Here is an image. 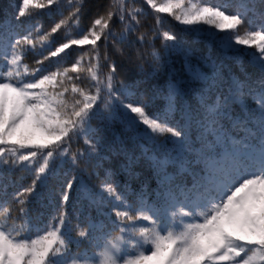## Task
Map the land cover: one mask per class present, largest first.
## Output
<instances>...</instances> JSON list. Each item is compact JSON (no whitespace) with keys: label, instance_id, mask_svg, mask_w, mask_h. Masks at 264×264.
Listing matches in <instances>:
<instances>
[{"label":"snow or ice","instance_id":"snow-or-ice-1","mask_svg":"<svg viewBox=\"0 0 264 264\" xmlns=\"http://www.w3.org/2000/svg\"><path fill=\"white\" fill-rule=\"evenodd\" d=\"M65 0H22L17 7L16 19L30 17L32 10L53 5L59 6ZM72 6L68 17L62 18L49 32L34 36L30 28L13 36L10 29H0V59L5 61V70H0V166L7 165L10 173L17 167L33 174L31 183L12 194L18 214L3 198L6 187L0 185V264H264V75L253 80L243 67V55L251 56L250 63L264 73V22L254 30L240 34L249 12L256 15L255 0H238L237 9L243 12H226L225 7L184 0H146L157 14L166 13L182 25H208L218 32H227L224 48L237 53L232 59L242 74L230 75L224 71L223 62L211 61L212 72L208 74L198 68H189L188 83H182L175 76L166 81V111L149 112L150 104L143 99L133 100L137 95L132 85L117 79L116 62L108 51L111 44L116 51L119 45L135 47L129 39L138 33L136 39L141 46L152 48L151 57L158 61L154 40L162 38L165 49H177L180 38L171 31L160 28L162 18L156 16V28L151 35L138 32V14L143 9L131 0H118V6L110 7L104 14L92 21L91 27L80 29L78 38L70 37L71 25L81 23L82 7L87 0H66ZM264 2V0H262ZM116 16L122 31L117 34L112 24ZM264 21V13H259ZM134 22V23H133ZM64 27L65 41L51 50L50 37ZM98 29V30H97ZM39 31V30H37ZM103 39V44H98ZM49 45L48 55L36 61L43 65L45 60L58 57L73 46L91 47L80 54L72 66L55 71L41 67L30 68L24 63L26 52H35L38 43L43 48ZM171 42V44H169ZM236 45L255 47L256 53H239ZM103 48V54H101ZM187 55H192L188 52ZM86 57L89 63L82 65ZM205 62L209 57L202 58ZM94 61V62H92ZM138 69L143 72L145 57L137 49ZM107 69V71H105ZM88 73L94 81L87 87L75 83L81 80V72ZM75 73V76H69ZM228 78L227 93L220 91V85ZM199 94V102L193 107L191 94ZM251 99L255 107H250ZM188 103L185 109V103ZM240 106V114L234 106ZM183 111L202 116L213 128L222 120L244 122L250 125L251 152L242 154L226 168L215 169L207 183L196 188L195 198L185 194V200L177 205L175 193L169 191L164 203L168 205V222L163 213L144 203L143 194L138 201L129 203L126 195L117 190L115 181L105 176L98 190L84 178L90 168L96 167L98 145L93 137L101 136L103 130L119 123L127 131L141 139L158 142V137L168 134L178 147L184 136L182 129L169 123V113ZM97 121V126H93ZM84 137L85 150L72 151L73 140ZM167 141H165L166 143ZM134 157L128 159L124 171L129 179L137 174ZM63 168L62 165H69ZM83 165V167H81ZM4 169L0 167V174ZM49 179H58V206L51 222L33 232L31 215L27 205L29 197L37 198L38 185L47 187ZM75 194L76 203L87 202L97 212L109 207L119 222V234L107 239L95 257L80 260L70 255L73 230L68 205ZM118 205V206H117ZM19 221V223L17 222ZM142 221L146 224L138 225ZM68 225L67 231L65 226ZM127 226V227H126ZM79 223L74 225L76 236L90 240L89 229ZM131 232L137 237L128 252L123 234Z\"/></svg>","mask_w":264,"mask_h":264},{"label":"trees","instance_id":"trees-1","mask_svg":"<svg viewBox=\"0 0 264 264\" xmlns=\"http://www.w3.org/2000/svg\"><path fill=\"white\" fill-rule=\"evenodd\" d=\"M136 7L142 8L143 13L138 14L140 24L138 32H147L151 35L152 30L156 28V16L160 15L162 24L160 28L166 31L174 32L181 41L180 46L175 49H165L162 38L157 35L154 40L155 50L159 55V60H153L151 57L152 48L147 45L141 46L136 39L138 33L132 34L129 39L135 41V47L128 44L119 45L121 52L109 44L108 51L111 58L116 62L117 79L125 84L132 85L137 95L132 97L133 100L143 99L145 103L151 105L149 112L166 111L167 100L165 90L168 85L166 81L172 79L173 76L179 78L182 83H188L190 78L189 68L185 66V61L191 62V67L198 68L208 74L212 72L211 61L223 62L224 71L230 75L240 76V69L236 66L232 57L237 55L231 49H225L223 41L217 37H224L227 32H218L208 25H182L173 17L166 13L157 14L146 0H131ZM162 3L163 0H156ZM187 6L190 0H184ZM197 2V0H191ZM200 2L213 6L225 7L226 12L232 13L237 10L243 12V9H237L238 0H200ZM22 0H0V29H10L13 36L23 34L26 28L33 31L34 36L47 33L51 28L59 22L60 19L68 17L72 6L66 0L59 8L55 5L45 7L43 9L32 10L33 14L28 17L16 19L17 7ZM118 6V0H87L82 7L81 23L79 27L71 25L70 37L78 38L80 29L87 31L91 27L92 21L101 15H104L110 7ZM256 15L249 12L245 18V23L240 27V34L243 35L246 30L256 29L262 22L259 13H264V2L255 0L254 4ZM134 23V22H133ZM112 24L114 31L119 34L122 31L119 19L114 16ZM39 30V31H37ZM98 30V29H97ZM67 30L62 27L57 33L50 37L53 41L51 50L59 46L65 41ZM103 44V39L98 42ZM171 44V42H169ZM90 45L73 46L66 49L58 57H52L45 60L43 65H37L36 61L48 55L49 45L44 42L43 48L38 43L35 52L29 50L26 52L24 63L30 68L41 67L45 71H55L59 64L63 67H71L72 64L80 59V54L89 49ZM239 53H256L259 55L255 47H246L236 45ZM137 49L144 55L145 62L143 72H141L137 64ZM191 52L192 55H187ZM103 54V48H101ZM209 57L210 60L205 62L202 58ZM90 58L86 57L81 61L82 65H87ZM251 56L243 55V67L252 79L255 80L264 73L258 67H254L251 63ZM94 62V61H92ZM5 61L0 59V70H5ZM107 71V69H105ZM69 76H75V73H69ZM81 80L75 81L80 87H87L89 83H94L88 79V73L81 72ZM220 91L227 93L228 78L220 85ZM190 103L195 107L199 102L198 93H190ZM185 103V109L188 107ZM250 107H255L251 99L248 100ZM234 111L239 116L240 106L235 105ZM202 116L200 113L193 112L186 115L183 111H173L169 113V123L183 130L184 136L179 142L183 147H178L174 143V138L165 134L158 137V142L153 144L151 141L141 139L139 135L133 134L119 123L113 124L103 130L101 136L93 137L94 142L98 145L96 159L93 161L96 167L90 168L84 178L93 187L98 190L99 185L104 181L105 176L115 181L117 190L126 195L129 203L138 201L143 194L144 203L154 209H159L163 213V219L167 223L166 209L168 205L164 203L169 191L175 193L177 205L185 200V194L191 198H195L196 188L208 182L214 167L221 169L231 166L235 159L240 155L250 153L249 145L252 143L250 139L251 126H245L244 122L234 123L232 120H222L220 125L214 128L205 122L201 126ZM97 121H93V126H97ZM165 141H167L165 143ZM77 148L85 150L87 145L84 143V137L79 140H73L72 151ZM134 157L137 160L135 165L136 178L129 179L124 171V165L128 159ZM4 169L0 174V185L6 187L7 195L3 196L14 209L13 215L18 214L15 202L12 200V194L22 187H26L31 183L33 174L29 171L22 170L17 167L10 173L7 171L8 166H0ZM63 168L70 167L62 165ZM83 167V165H81ZM59 185L58 179H49L47 187L38 185L37 192L40 195L37 198L29 197L31 201L27 207L31 215V223L35 234V227L44 226L51 222V218L56 215L58 206L57 189ZM3 194L0 193V196ZM76 197L73 194L72 202L68 205V212L72 219L73 230L69 233L70 255L80 260L93 258L102 250L107 239H111L119 234V222L115 220L114 213L110 212L109 207H104L102 212H97L95 208L88 203H76ZM118 206V205H117ZM19 223V221H17ZM79 223L82 227L88 228L90 224L93 227L89 229L90 240H83L76 236L74 225ZM138 225L146 224V222L138 221ZM65 226V231L68 229ZM127 227V226H126ZM125 235V234H123ZM134 236L133 234H130ZM125 237V236H124Z\"/></svg>","mask_w":264,"mask_h":264},{"label":"rangeland","instance_id":"rangeland-1","mask_svg":"<svg viewBox=\"0 0 264 264\" xmlns=\"http://www.w3.org/2000/svg\"><path fill=\"white\" fill-rule=\"evenodd\" d=\"M247 154V153H246ZM167 215V221H168V218H169V214H166ZM130 234H132L131 232H127V233H125V240L127 241V243L124 245V247L128 250V252H133L134 251V249H133V247H132V245L133 244H135L136 243V241H137V237L136 236H132V235H130ZM95 258L98 260L99 259V257L96 255L95 256Z\"/></svg>","mask_w":264,"mask_h":264}]
</instances>
